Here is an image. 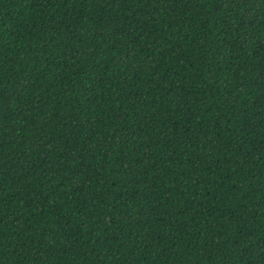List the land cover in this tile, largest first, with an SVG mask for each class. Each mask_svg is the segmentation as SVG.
Returning <instances> with one entry per match:
<instances>
[{
	"label": "trees",
	"instance_id": "1",
	"mask_svg": "<svg viewBox=\"0 0 264 264\" xmlns=\"http://www.w3.org/2000/svg\"><path fill=\"white\" fill-rule=\"evenodd\" d=\"M0 264H264V0H0Z\"/></svg>",
	"mask_w": 264,
	"mask_h": 264
}]
</instances>
